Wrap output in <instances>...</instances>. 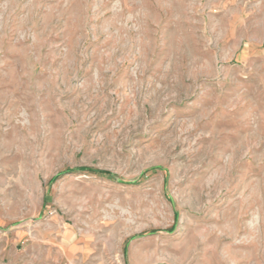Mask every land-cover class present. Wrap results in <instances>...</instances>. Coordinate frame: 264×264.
Listing matches in <instances>:
<instances>
[{
  "label": "rangeland",
  "instance_id": "1",
  "mask_svg": "<svg viewBox=\"0 0 264 264\" xmlns=\"http://www.w3.org/2000/svg\"><path fill=\"white\" fill-rule=\"evenodd\" d=\"M0 264H264V0H0Z\"/></svg>",
  "mask_w": 264,
  "mask_h": 264
},
{
  "label": "trees",
  "instance_id": "2",
  "mask_svg": "<svg viewBox=\"0 0 264 264\" xmlns=\"http://www.w3.org/2000/svg\"><path fill=\"white\" fill-rule=\"evenodd\" d=\"M102 174H105V175H107V176H110V174H109V173H102Z\"/></svg>",
  "mask_w": 264,
  "mask_h": 264
}]
</instances>
